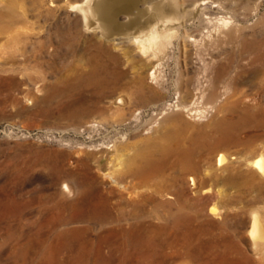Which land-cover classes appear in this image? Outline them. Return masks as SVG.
Masks as SVG:
<instances>
[{
  "label": "rangeland",
  "instance_id": "rangeland-1",
  "mask_svg": "<svg viewBox=\"0 0 264 264\" xmlns=\"http://www.w3.org/2000/svg\"><path fill=\"white\" fill-rule=\"evenodd\" d=\"M161 2L175 36L143 54L128 38L160 20L155 0H117L108 35L84 18L87 0H0L25 20L15 31L34 42L53 33L48 53L115 55L124 73L113 94L79 103L56 86L66 71L35 66L39 43L0 61V264H264L249 235L264 180L248 174L263 128L204 153L199 172L175 159L150 179L131 172L169 129L196 137L264 108V0ZM221 152L236 159L219 166ZM237 171L240 187L223 182Z\"/></svg>",
  "mask_w": 264,
  "mask_h": 264
},
{
  "label": "bare ground",
  "instance_id": "bare-ground-1",
  "mask_svg": "<svg viewBox=\"0 0 264 264\" xmlns=\"http://www.w3.org/2000/svg\"><path fill=\"white\" fill-rule=\"evenodd\" d=\"M116 1L117 0H87L88 9L82 8L84 11V18H90L89 12L93 13L102 32L105 35L110 34L116 28L114 23H111L115 16ZM162 1L164 2V0ZM92 2L95 6L90 9L89 6ZM154 5V15L160 20L153 25L150 24L151 26L148 30L128 38V41L136 45L143 54H148L153 49L162 51L165 47V42L175 36L174 30L171 31L169 29V26L172 24V18L166 15L169 13L162 11L161 6L163 3L161 0H155ZM137 16L133 17V22H136ZM129 20L131 21L132 19L130 18ZM23 23H25V20L12 5L7 3V5L0 6V61H3V63L15 61L16 54L19 53L17 50H22V53H26L30 48L33 49L35 44L39 43L43 51L40 56L36 55L33 57V62L36 67H39V65L42 64L40 61L43 60V63L58 65L59 72H67L60 80V83L56 84L58 88H61V91L75 92L79 96V99L76 100L79 101V103L88 100L87 97L84 96L86 91H91L99 97H103L108 93H114L115 87L124 77V73L118 70V67L115 65L118 63L116 62L117 56L108 55L107 58L104 53H96L86 54L80 57L75 54L63 55L61 53H48V47L54 45L53 43L56 42L53 33H47L39 37V41L36 40L34 42L32 39L33 36L15 31L17 25ZM122 25L123 24H121V26ZM135 27H137L136 24ZM135 27L132 28L134 29ZM129 29L130 28L126 29V31L123 30L125 35H130ZM130 30L132 31V29ZM14 32L16 35H14ZM22 42L23 46L16 49ZM111 62H114V64H111ZM123 100V98H118L116 104L121 105ZM180 119L181 117L177 118V120ZM171 120H173V118ZM255 128L264 129V108H259L257 110H251L250 108L247 110L245 109L244 112L240 114V118L237 121H230L224 118V120H220L219 123H216L215 126L207 127L203 134L199 135L200 137H185L181 129H169L161 136L162 142H149L144 151L140 152L137 157H135L133 163L135 162L137 165L134 169L132 167L131 172L133 171L135 174L141 175L144 179H150L156 174H161L170 161L174 159L175 161L172 162L173 164L180 162L185 167L199 172L198 170L201 169V161L204 153L210 152L213 148L218 146L230 147L238 144L247 145L250 140H243L240 138V134L243 131ZM234 158L235 157L226 152H221L217 158V163L219 166H224ZM250 164L255 170H250L248 172L249 176L253 178L260 177L264 180V154L250 161ZM208 173L209 172H206L207 176H209ZM242 176V172L237 171L227 177L223 182L240 187L243 183ZM190 181L194 189L200 188L201 181H199L198 176H190ZM255 186L257 185H254L253 188H255L254 190L257 196H260L264 191ZM217 207L213 206L211 208V212L215 215L218 214ZM251 215L252 224L249 235L256 249L263 250L264 212H262L260 208H254L251 211Z\"/></svg>",
  "mask_w": 264,
  "mask_h": 264
}]
</instances>
